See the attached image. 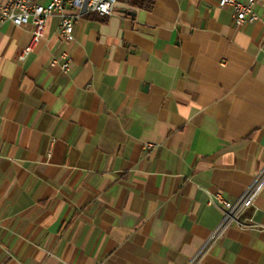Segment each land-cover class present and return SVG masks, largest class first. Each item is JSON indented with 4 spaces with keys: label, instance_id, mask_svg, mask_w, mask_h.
Segmentation results:
<instances>
[{
    "label": "crops",
    "instance_id": "1",
    "mask_svg": "<svg viewBox=\"0 0 264 264\" xmlns=\"http://www.w3.org/2000/svg\"><path fill=\"white\" fill-rule=\"evenodd\" d=\"M144 2L71 41L50 17L24 61L32 26L0 23V264H264V187L254 229L212 238L209 202L264 169V11L236 27L217 0Z\"/></svg>",
    "mask_w": 264,
    "mask_h": 264
},
{
    "label": "built area",
    "instance_id": "2",
    "mask_svg": "<svg viewBox=\"0 0 264 264\" xmlns=\"http://www.w3.org/2000/svg\"><path fill=\"white\" fill-rule=\"evenodd\" d=\"M119 0H3L0 3V23L9 22L16 27L32 26V39L28 47L23 49L18 57L24 61L33 53L35 47L44 38L46 23L50 17L59 18V33L62 39L71 41L74 27L83 15L93 14L98 17H110L114 14ZM220 9H230L234 25L241 27L259 20L257 7L264 11V0H217ZM71 58L63 53L59 58H53L51 66H59L63 72H68ZM154 144H145L144 149H154ZM264 187V169L256 181L235 202L226 200L221 194H215L210 203L218 207L223 215L220 226L212 238L220 237L234 223L241 230L254 229L250 223L241 221L242 215L251 208L256 197Z\"/></svg>",
    "mask_w": 264,
    "mask_h": 264
},
{
    "label": "trees",
    "instance_id": "3",
    "mask_svg": "<svg viewBox=\"0 0 264 264\" xmlns=\"http://www.w3.org/2000/svg\"><path fill=\"white\" fill-rule=\"evenodd\" d=\"M147 2L142 3L143 7L149 9L152 6V0H146Z\"/></svg>",
    "mask_w": 264,
    "mask_h": 264
}]
</instances>
